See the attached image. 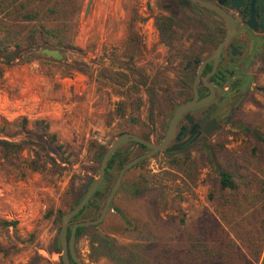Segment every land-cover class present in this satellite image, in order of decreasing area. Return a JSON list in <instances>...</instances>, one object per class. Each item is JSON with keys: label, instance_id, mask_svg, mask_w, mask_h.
<instances>
[{"label": "rangeland", "instance_id": "rangeland-1", "mask_svg": "<svg viewBox=\"0 0 264 264\" xmlns=\"http://www.w3.org/2000/svg\"><path fill=\"white\" fill-rule=\"evenodd\" d=\"M179 1L92 0L85 16L89 2L85 0L75 39L79 51H61L63 61H54L39 49L10 51L0 57V141L20 146L19 154L6 163V149L0 145V221L16 222L15 228H0V264H62L61 223L56 216L68 209V192L77 198L97 178L100 161L95 157L123 133L152 143L161 139L168 127L166 119L190 95L198 66L187 67L188 62L202 61L215 47L212 26L218 19L199 6ZM166 26L169 30L162 35ZM249 71L255 81L244 102L205 141L224 140L236 154L247 140L238 122L264 121V58ZM229 107L224 103L221 112ZM24 119L28 131L36 121L47 123L48 134L55 135L71 154L69 164L57 160L59 167L51 168L47 158L56 155L44 144L48 135L39 129L34 136L12 126ZM5 126L9 132H21L6 138L1 132ZM90 143L97 144L95 153L89 151ZM130 144H121L117 153ZM200 145L197 142L173 155L161 151L135 165L122 180L144 191L134 196L133 189L123 191L113 201L158 229L183 217L172 242L185 240L211 211L207 194L216 172ZM143 152L133 145L126 159ZM32 160L39 162V170L26 167ZM118 173L112 172L110 187ZM90 220L85 212L77 222ZM172 229L170 234L175 232ZM105 232L114 239L121 259L92 261L83 235L74 244L83 264H146L143 240L136 234Z\"/></svg>", "mask_w": 264, "mask_h": 264}, {"label": "trees", "instance_id": "trees-1", "mask_svg": "<svg viewBox=\"0 0 264 264\" xmlns=\"http://www.w3.org/2000/svg\"><path fill=\"white\" fill-rule=\"evenodd\" d=\"M84 1L0 0V57H4L10 51L19 54L34 49H39L41 52L45 48L58 49L60 52L79 51L75 46V39ZM168 30L169 27L166 26L162 35ZM263 123L264 121L261 120L238 122L237 126L247 138L238 154L228 150L224 140L200 145L201 150L205 151V160L215 168L216 172L207 194L211 211H208L205 218L195 225L185 240L172 242L174 241L172 235H177L176 231L184 224L183 217L178 223L170 220L166 229H158L151 221L144 220L135 213L124 212L123 206L121 209V204L115 203L118 195L131 189H133L132 196L139 195L144 189L141 190L136 184L122 180L114 196L115 201L110 204L106 219L95 226L79 227L74 244L84 235L88 239L92 261L101 258L119 260L122 257L121 252L115 247L114 239L105 232L106 229H114L122 234L131 232L143 240L141 247L143 261L146 264H258L260 261L264 264V258L262 259L264 252ZM12 126H20L24 133H31L34 136L41 129L43 135H48V141L44 144L56 155V158L51 156L47 158L51 168L59 167L57 160L60 164H69L71 154L58 142L55 135L48 134L47 123L36 121L31 131L26 128V119ZM7 128L5 126L1 130L6 138H14L21 132L20 130L9 132ZM0 145L6 149L4 155L6 163L11 162L12 155L20 152V146L16 143L4 140L0 141ZM97 148L96 143H90V152L95 153ZM117 156L121 157L119 162ZM126 158L127 156L122 157L120 152L115 153L108 161L107 169L111 172L120 170L127 161ZM95 160L97 161L96 157ZM115 164L117 166L114 169ZM26 167L37 171L41 166L37 160H32L26 163ZM91 184L92 181H89L77 198L71 191L68 192V199L70 196L71 200L68 201L66 212H58L56 216L58 223H61L63 214L79 203ZM111 188L110 183L101 186L86 208L70 224L77 223V219L85 212L91 215V220L98 218ZM94 209L95 214H93ZM9 227L15 228L16 222L0 221V228ZM171 228L175 231L172 234H170ZM169 234L171 236H168ZM71 264L76 263L71 260Z\"/></svg>", "mask_w": 264, "mask_h": 264}, {"label": "flooded vegetation", "instance_id": "flooded-vegetation-1", "mask_svg": "<svg viewBox=\"0 0 264 264\" xmlns=\"http://www.w3.org/2000/svg\"><path fill=\"white\" fill-rule=\"evenodd\" d=\"M181 1L182 0L179 1V4ZM209 1L232 16L234 20V34L222 50L215 71L212 73L213 62L210 61L206 64L200 75L197 86L199 98H204L210 94V88L204 82V78L208 76L207 82L213 85L214 100L209 104L201 105L188 111L179 119L176 125V132L169 146L179 145L186 141L188 143L180 147L177 151L166 152L167 154L179 152L197 142H205L207 137L217 130L221 123L226 121L233 111L238 110L244 102L251 84L255 81L254 73L249 71L250 67L254 66L255 62H260L261 58H264V0ZM193 5L198 6L196 4ZM201 8L218 19V21H215L212 26L214 34L212 35L211 40L215 42V49L216 46L226 37V25L222 18L217 16L211 9L204 7ZM212 52L202 61L209 58ZM202 61H189L187 67H190L191 65L198 66L195 62L200 63ZM196 76L197 71L195 72L194 79ZM221 83H223L222 86ZM192 98L193 90L191 87L190 95L185 101ZM224 103H228L230 107L222 113V105ZM175 110L170 118L167 119L172 118ZM167 119L166 122L167 125H169ZM167 129L163 136H161V139H159L158 143L164 138ZM129 143L131 144L126 149L122 150V157L129 153L133 145H137V143ZM139 146L144 151L142 154L149 151L141 145ZM120 160L121 157L117 156V161L119 162ZM116 166L117 165L115 164L113 168L115 169ZM106 170L109 180L102 186H106L112 180V172L107 168ZM93 214H95V209L93 210Z\"/></svg>", "mask_w": 264, "mask_h": 264}, {"label": "water", "instance_id": "water-1", "mask_svg": "<svg viewBox=\"0 0 264 264\" xmlns=\"http://www.w3.org/2000/svg\"><path fill=\"white\" fill-rule=\"evenodd\" d=\"M189 3H193L200 7L211 9L217 16L221 17L227 28L226 37L220 44L216 46V48L214 49V51L212 52L209 58H207L206 60L200 63L195 62L196 65L198 64V68H197V76L194 79L193 85H192L193 98L180 104L176 108L172 118L167 119L169 123L167 132L164 138L159 143H152L139 136H136L130 133H123L119 135L104 152H100L96 156V159L100 161L97 178L94 179V181L89 186L88 190L86 191L82 199L79 201V203L72 210L63 214L61 217V226L59 230V244L61 248V263L62 264H71V260L74 261L76 264H83L78 258L75 248H74L75 235H76L77 229L79 227L95 226L104 221L109 211L110 204L113 201V198L117 190L119 189L122 179L124 175L126 174V172L132 167H134L135 165H137L138 163L142 162L143 160H146L163 150L165 152H174L180 149V147L187 144L188 142L186 141L179 145L169 146L176 132V125L179 119L188 111L198 106L209 104L214 100L213 85L207 82L208 76L204 78V82L210 88L209 95L200 99L197 86L199 83L200 75L208 62L210 61L213 62L212 73L215 71L217 64H218L219 57L222 53V50L228 44L232 35L234 34V20L231 15L227 14L219 6L212 4L209 0H182L180 2V5H188ZM91 5H92V0H89L86 10H85V16L89 13ZM41 54L45 55L46 57L54 61H63L64 59L63 54L58 49L45 48L41 50ZM127 142L137 143L141 145L142 147L148 149L149 151L133 158L132 160L126 162L122 166V168L119 170L116 181L111 188V191L105 201V204L98 218H96L95 220L77 222V223L70 225V222L74 218H76L86 208V206L92 200V197L98 191V189L102 185H105L106 182H108L109 179H108V175L106 174V168H107L108 161L117 152L118 147L121 144L127 143Z\"/></svg>", "mask_w": 264, "mask_h": 264}]
</instances>
